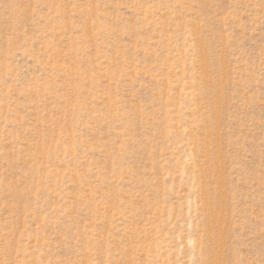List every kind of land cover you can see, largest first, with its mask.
Wrapping results in <instances>:
<instances>
[{
	"label": "rangeland",
	"instance_id": "374dc122",
	"mask_svg": "<svg viewBox=\"0 0 264 264\" xmlns=\"http://www.w3.org/2000/svg\"><path fill=\"white\" fill-rule=\"evenodd\" d=\"M0 264H264V0H0Z\"/></svg>",
	"mask_w": 264,
	"mask_h": 264
}]
</instances>
